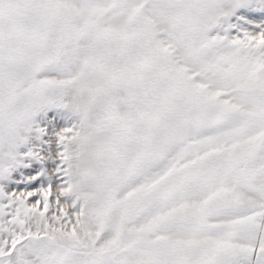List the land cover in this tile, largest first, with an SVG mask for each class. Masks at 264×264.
Listing matches in <instances>:
<instances>
[{"label":"snow or ice","instance_id":"1","mask_svg":"<svg viewBox=\"0 0 264 264\" xmlns=\"http://www.w3.org/2000/svg\"><path fill=\"white\" fill-rule=\"evenodd\" d=\"M0 264H264V0H0Z\"/></svg>","mask_w":264,"mask_h":264}]
</instances>
